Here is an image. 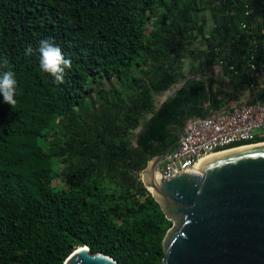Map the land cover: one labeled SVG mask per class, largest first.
<instances>
[{"label":"trees","instance_id":"1","mask_svg":"<svg viewBox=\"0 0 264 264\" xmlns=\"http://www.w3.org/2000/svg\"><path fill=\"white\" fill-rule=\"evenodd\" d=\"M47 38L72 62L63 84L39 67ZM216 65L233 94L264 73V0H0V72L17 80L15 107L0 96V264H64L83 246L162 264L171 222L140 173L231 99Z\"/></svg>","mask_w":264,"mask_h":264},{"label":"water","instance_id":"2","mask_svg":"<svg viewBox=\"0 0 264 264\" xmlns=\"http://www.w3.org/2000/svg\"><path fill=\"white\" fill-rule=\"evenodd\" d=\"M174 135L176 141L140 173L171 222L162 264H264V142L208 156L197 171L162 181L156 169L183 133ZM64 264L118 263L83 246Z\"/></svg>","mask_w":264,"mask_h":264},{"label":"built area","instance_id":"3","mask_svg":"<svg viewBox=\"0 0 264 264\" xmlns=\"http://www.w3.org/2000/svg\"><path fill=\"white\" fill-rule=\"evenodd\" d=\"M258 78V75H255ZM264 133V105L246 104L217 116L196 120L187 129L175 148L156 169V176L167 181L183 172L197 171L208 156L234 148L254 145V130Z\"/></svg>","mask_w":264,"mask_h":264},{"label":"clouds","instance_id":"4","mask_svg":"<svg viewBox=\"0 0 264 264\" xmlns=\"http://www.w3.org/2000/svg\"><path fill=\"white\" fill-rule=\"evenodd\" d=\"M32 52V46L29 45L25 50V54L31 55ZM38 52L40 69L50 74L54 78L55 83L63 84L65 70L70 69L72 66L71 60L65 58L62 50L52 38L41 40ZM7 63V60H5L4 64L7 65ZM0 96L11 108L16 106L17 80L16 74L10 68L0 72Z\"/></svg>","mask_w":264,"mask_h":264},{"label":"crops","instance_id":"5","mask_svg":"<svg viewBox=\"0 0 264 264\" xmlns=\"http://www.w3.org/2000/svg\"><path fill=\"white\" fill-rule=\"evenodd\" d=\"M189 63H190V60H188V63H187L188 67L184 68V73L186 74L187 78L191 77V75L195 71L194 66L189 67V65H188ZM210 72L213 74L212 77H216V79L219 78V81L222 83L224 91L230 93V95H231V99L228 101V103L226 102V104L222 108L215 109L214 111L211 109V112H212L211 117L217 116V115H220V114H223L226 112L227 113L231 112L235 108L240 107L242 105H246V104L261 103L264 105V73L260 75V77H259V79H257V82L255 83V85H253V86L250 85V87L248 89H245L238 94H233L232 93L233 84H232V81L229 78L228 74L223 72L220 69V67L217 65L214 66L213 69L210 70ZM210 72L208 71L209 75H211ZM183 83H184V81H182L180 84L175 85L174 87L171 88V90L165 92L162 95L154 96L155 110H158L160 108V106L166 101L168 96H170L176 90L180 89ZM149 117H150V115L147 116V118H149ZM196 120H199V119L192 118L190 120H187L186 123L184 124V126L182 127V131L183 132L185 131V128H186L185 126H187L193 122H196ZM257 136L264 138V133L261 132ZM263 142H259V143H263Z\"/></svg>","mask_w":264,"mask_h":264},{"label":"rangeland","instance_id":"6","mask_svg":"<svg viewBox=\"0 0 264 264\" xmlns=\"http://www.w3.org/2000/svg\"><path fill=\"white\" fill-rule=\"evenodd\" d=\"M188 63V62H187ZM189 65V67L191 66V67H193L194 66V60L193 59H191L190 60V63L188 64ZM188 67V66H187ZM137 132V131H136ZM262 132V130L261 129H256V130H254V134H256V135H258V134H260Z\"/></svg>","mask_w":264,"mask_h":264},{"label":"bare ground","instance_id":"7","mask_svg":"<svg viewBox=\"0 0 264 264\" xmlns=\"http://www.w3.org/2000/svg\"><path fill=\"white\" fill-rule=\"evenodd\" d=\"M201 163V162H200Z\"/></svg>","mask_w":264,"mask_h":264}]
</instances>
